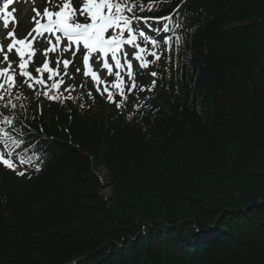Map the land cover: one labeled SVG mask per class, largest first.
<instances>
[{"label": "trees", "instance_id": "1", "mask_svg": "<svg viewBox=\"0 0 264 264\" xmlns=\"http://www.w3.org/2000/svg\"><path fill=\"white\" fill-rule=\"evenodd\" d=\"M154 1L180 6L184 42L152 109L22 102L46 161L0 169V264H188L182 233L205 223L227 239L189 264H264V0Z\"/></svg>", "mask_w": 264, "mask_h": 264}, {"label": "snow or ice", "instance_id": "2", "mask_svg": "<svg viewBox=\"0 0 264 264\" xmlns=\"http://www.w3.org/2000/svg\"><path fill=\"white\" fill-rule=\"evenodd\" d=\"M6 7L7 5H5ZM56 7L59 10L45 8L43 14L38 10L36 11V16L41 17V19L33 18L35 27L29 33L31 40L28 38L18 39L15 37L14 32H9L6 39H10L11 42L8 44L6 51L0 43V56H2L0 63L8 64L7 68H0V103L5 108H10L13 113L10 117L0 119V144L8 149L7 152L0 151V164L9 170L15 171L20 176L25 175V172L18 171L17 163L11 158L15 150L24 144V140L20 138L23 132L19 125L23 124L20 115L26 112V104L20 102L22 97L16 85L17 74L23 78L22 85H26L32 90L37 98L43 95L50 101L60 102L71 99L70 95L62 97L60 88L65 83L63 77L68 76V68L74 63L76 53L80 51L82 45L85 50L82 58L85 77L91 76L96 91L100 95L106 93V99L109 102L116 103L117 108H120L127 102L128 96L137 90L132 60L139 62L142 69L147 68L151 62L146 59V55H150L155 61H158L162 52L171 51L173 46V38L165 36L162 41L167 47L158 51L160 41L149 37L142 27H134L133 25L138 26L141 22L147 25L148 21L153 19L157 23L163 22L162 31L164 33L170 32L173 26L182 27V21L179 19L170 25L168 22L172 21L171 16L144 17L138 15L137 12L154 10L153 4L145 5L140 3L139 0H82L79 8L74 7L71 0H64L62 5ZM10 17H12V14L6 11L2 14L5 28L10 23ZM45 33L48 34L46 43L49 45L42 53L45 56V62L35 68L36 75L34 76L28 70L29 65L34 63L32 57L35 56L36 50L33 45L38 38L44 37ZM53 40L55 43H53ZM64 40H67L68 43L61 48L60 45ZM183 42L182 36L177 35L175 37L176 45ZM125 45L136 50L132 60L128 59V53L124 51ZM148 45L151 47L149 48ZM73 46H75V50H73ZM14 50L19 59L16 69H13L12 63L8 59L9 54ZM66 52H72V60L63 59L61 61V56ZM49 53L57 56L55 68L51 67L52 61L49 59ZM93 56H95V63L101 64V70L107 69V74L114 77L112 82L102 80L98 73L92 70L89 60ZM25 57L28 59H25ZM109 57L112 64H109ZM61 63L63 72H61ZM113 68L116 69L115 72H113ZM80 72L81 69L77 67L76 73L79 74ZM45 73H47V81L44 79ZM150 75L156 77L157 73L152 72ZM69 79H75V77L69 76ZM49 81H51V84H49ZM102 84L104 85L103 89L100 87ZM75 87V85H69L65 92L71 93ZM154 88L155 80L150 86H139V91H151ZM14 89L16 90L15 95ZM89 96H91V91ZM114 96H119L120 100L114 99ZM136 101L133 107L138 109L144 102L139 101L138 96ZM18 103L21 110L20 114L16 112ZM16 133H19V135ZM32 159L40 160L41 157L26 154L20 158V162H31ZM36 171H40L39 166L36 167Z\"/></svg>", "mask_w": 264, "mask_h": 264}, {"label": "bare ground", "instance_id": "3", "mask_svg": "<svg viewBox=\"0 0 264 264\" xmlns=\"http://www.w3.org/2000/svg\"><path fill=\"white\" fill-rule=\"evenodd\" d=\"M107 173L104 171V175H106ZM106 195H109L108 191H105ZM136 222H138L139 224H137ZM140 226V231H141V227H145L146 224H141V221L139 220H135V226L133 227H138ZM132 227V228H133ZM135 229V228H134ZM143 232V230L141 231ZM214 232V233H213ZM178 233L181 234V231L178 230ZM184 236H181L182 240L181 243H183V247L184 250L181 252V249H179V251L177 253L180 255H176L174 258L178 257L181 259H184V257H191L190 259L188 258V264L189 262L195 261L197 258V254L199 253V250L201 249V246L204 245V243L201 244V242H209V244H211L212 242L214 243L216 240H222L223 238L227 239V235L228 232H226L224 229H222L221 227H213L210 226L209 224L205 223L199 226H192V227H188L183 233ZM139 236L137 234H135L134 236H131L127 239H123L120 241H117V243L115 244V247L117 248V251H121L122 253L124 251H131L132 250V242L137 239ZM211 237L212 241H207L209 240V238ZM180 238V239H181ZM223 239V240H225ZM173 240V239H171ZM187 240V241H186ZM215 240V241H214ZM174 241V240H173ZM179 241V240H178ZM178 241H174V243H178ZM221 242V241H220ZM166 243H170L168 241L166 242H162L161 244L164 246ZM212 243V244H213ZM170 250L168 247H165L163 249V252H168ZM175 250L174 253H176V248H172L170 251L173 253V251ZM171 255V254H170ZM162 264H165L164 262Z\"/></svg>", "mask_w": 264, "mask_h": 264}, {"label": "rangeland", "instance_id": "4", "mask_svg": "<svg viewBox=\"0 0 264 264\" xmlns=\"http://www.w3.org/2000/svg\"><path fill=\"white\" fill-rule=\"evenodd\" d=\"M23 25H25V26H30L29 25V22H27V21H25V20H23ZM28 34H26V33H24L23 35H22V37H26ZM69 76H76V74L75 73H73V72H71V73H69L68 74V76L67 77H69ZM45 80H46V77L44 78ZM69 86H68V83L67 82H65L62 86H61V88H60V93H61V95L62 94H65V93H67V92H65V89H67ZM77 89H79L77 86L74 88V90L73 91H71V93H73V94H75V92H76V90Z\"/></svg>", "mask_w": 264, "mask_h": 264}]
</instances>
